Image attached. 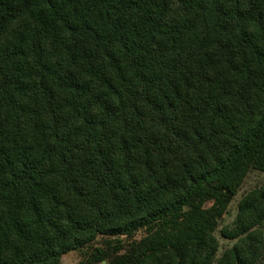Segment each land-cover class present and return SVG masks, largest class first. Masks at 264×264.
I'll use <instances>...</instances> for the list:
<instances>
[{
    "label": "trees",
    "instance_id": "16d2710c",
    "mask_svg": "<svg viewBox=\"0 0 264 264\" xmlns=\"http://www.w3.org/2000/svg\"><path fill=\"white\" fill-rule=\"evenodd\" d=\"M264 0H0V264H264Z\"/></svg>",
    "mask_w": 264,
    "mask_h": 264
},
{
    "label": "rangeland",
    "instance_id": "374dc122",
    "mask_svg": "<svg viewBox=\"0 0 264 264\" xmlns=\"http://www.w3.org/2000/svg\"><path fill=\"white\" fill-rule=\"evenodd\" d=\"M264 184V173L260 171H250L247 176L245 177L240 189L238 190L237 194L233 197L231 202L228 205L227 212L224 214L222 219L220 220L219 226L215 231V235L219 241V252L218 256L225 250L226 248L230 247L235 240H230L224 238L221 233L220 229L226 225L231 224L233 219L237 213V205L239 200L250 190L260 187ZM107 237L99 236L97 240L93 243L91 248H86L80 251H73L68 254H65L61 259V264H79L80 261L85 259L93 250L94 247L99 248H106L105 240Z\"/></svg>",
    "mask_w": 264,
    "mask_h": 264
}]
</instances>
